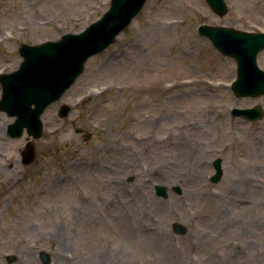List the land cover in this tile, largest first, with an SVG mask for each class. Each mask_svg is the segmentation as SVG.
I'll return each instance as SVG.
<instances>
[{
	"label": "rangeland",
	"instance_id": "obj_1",
	"mask_svg": "<svg viewBox=\"0 0 264 264\" xmlns=\"http://www.w3.org/2000/svg\"><path fill=\"white\" fill-rule=\"evenodd\" d=\"M110 1L0 0V73L19 67L22 43L79 32ZM225 1L221 16L206 0H148L45 110L38 139L7 135L0 111V264H45L41 251L48 264H264V117L231 113L264 95L236 96L235 60L197 31H264V0Z\"/></svg>",
	"mask_w": 264,
	"mask_h": 264
},
{
	"label": "water",
	"instance_id": "obj_2",
	"mask_svg": "<svg viewBox=\"0 0 264 264\" xmlns=\"http://www.w3.org/2000/svg\"><path fill=\"white\" fill-rule=\"evenodd\" d=\"M148 0H111L103 15L91 22L80 32H68L57 40H46L38 44L22 43L19 47L23 60L18 69L1 73L2 94L0 111L14 117L7 126V134L19 138L26 130L33 138L43 134L42 114L46 108L61 99L66 90L74 84L85 69L91 56L103 52L114 43L116 37L128 27ZM218 15L228 12L225 0H206ZM198 33L211 40L222 54L236 60L237 76L232 82V90L238 96L264 95V69L257 58L264 49V32L237 29L232 26L203 23L198 26ZM71 106L63 103L58 111L60 117L69 114ZM233 115L248 120L264 117V108L255 105L247 108L234 107ZM22 162L31 163L35 156V145L29 142L21 152ZM215 173L212 182L217 183L223 175L222 159L214 160ZM181 192V187L173 188ZM157 195L167 198L169 188L162 184L155 185ZM177 233L187 232L181 223H174ZM45 264L50 261L46 251H41ZM10 260L13 256L8 257Z\"/></svg>",
	"mask_w": 264,
	"mask_h": 264
},
{
	"label": "bare ground",
	"instance_id": "obj_3",
	"mask_svg": "<svg viewBox=\"0 0 264 264\" xmlns=\"http://www.w3.org/2000/svg\"><path fill=\"white\" fill-rule=\"evenodd\" d=\"M185 82V80H182V81H180V83L178 84L177 82H175V83H173L171 86H170V88L169 89H172L173 87H180V86H182L183 84H185L184 83ZM164 87H162L161 89H163Z\"/></svg>",
	"mask_w": 264,
	"mask_h": 264
}]
</instances>
